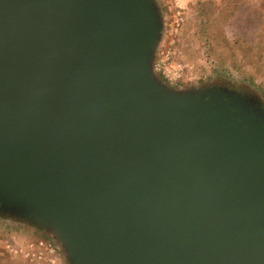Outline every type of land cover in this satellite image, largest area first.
Wrapping results in <instances>:
<instances>
[{
  "label": "water",
  "instance_id": "water-1",
  "mask_svg": "<svg viewBox=\"0 0 264 264\" xmlns=\"http://www.w3.org/2000/svg\"><path fill=\"white\" fill-rule=\"evenodd\" d=\"M151 0H0V205L70 264H264V116L169 90Z\"/></svg>",
  "mask_w": 264,
  "mask_h": 264
},
{
  "label": "rangeland",
  "instance_id": "rangeland-1",
  "mask_svg": "<svg viewBox=\"0 0 264 264\" xmlns=\"http://www.w3.org/2000/svg\"><path fill=\"white\" fill-rule=\"evenodd\" d=\"M151 1L158 19L151 68L158 81L169 90L203 100L210 96L241 100L264 116V68L256 64V56L250 61L247 55L243 59L233 55L230 46L238 34L247 40H240V45L252 44L253 51L258 45L264 52V0H238L226 14L221 7L204 5L209 0L185 5ZM201 11L215 13L209 19ZM219 11L225 17L214 21ZM66 252L43 227L4 212L0 205V264H70Z\"/></svg>",
  "mask_w": 264,
  "mask_h": 264
},
{
  "label": "trees",
  "instance_id": "trees-1",
  "mask_svg": "<svg viewBox=\"0 0 264 264\" xmlns=\"http://www.w3.org/2000/svg\"><path fill=\"white\" fill-rule=\"evenodd\" d=\"M238 0H209V2H206L204 5H208L210 6H215L217 9H219V7H221L223 10H226L225 14L227 13L228 10L230 9H234L236 8V4H237ZM233 6V8H232ZM201 13H203L205 16L207 14V16H209L208 18H212L215 12H203L201 11ZM224 14V15H225ZM223 14L217 13L214 21L219 20L220 18H222L224 16ZM225 17V16H224ZM229 21V20H228ZM240 40L243 42H246L247 40L244 37L238 36V34H235V38L233 40V43L230 42V46L233 49L232 54L237 56V54H239V56H242V59L245 58V55L248 56L247 59H251L253 56H256V64L260 65L262 68H264V58H263V54L264 52L261 53V50L259 49V46L257 45V47L255 48L256 51H253V45L252 44H247L246 46L240 45ZM239 50V53H236V50ZM241 49V50H240ZM244 52V54H242V52ZM246 56V57H247ZM251 61V60H250ZM249 61V64L252 65V62ZM257 70L259 71L260 68L257 66ZM250 77V76H249ZM251 81H253V77H250Z\"/></svg>",
  "mask_w": 264,
  "mask_h": 264
},
{
  "label": "crops",
  "instance_id": "crops-1",
  "mask_svg": "<svg viewBox=\"0 0 264 264\" xmlns=\"http://www.w3.org/2000/svg\"><path fill=\"white\" fill-rule=\"evenodd\" d=\"M179 4L185 5L193 2V0H176Z\"/></svg>",
  "mask_w": 264,
  "mask_h": 264
},
{
  "label": "built area",
  "instance_id": "built-area-1",
  "mask_svg": "<svg viewBox=\"0 0 264 264\" xmlns=\"http://www.w3.org/2000/svg\"><path fill=\"white\" fill-rule=\"evenodd\" d=\"M158 67H159V69H161V68H164L165 69V67L163 65L159 64V63H158ZM166 74L168 75V70H166Z\"/></svg>",
  "mask_w": 264,
  "mask_h": 264
}]
</instances>
